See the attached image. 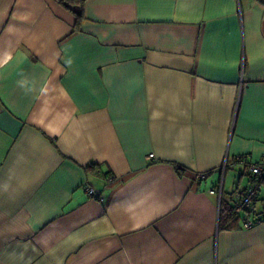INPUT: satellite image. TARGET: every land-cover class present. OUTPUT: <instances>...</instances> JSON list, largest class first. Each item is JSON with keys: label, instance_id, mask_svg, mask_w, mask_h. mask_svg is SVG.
<instances>
[{"label": "crops", "instance_id": "obj_1", "mask_svg": "<svg viewBox=\"0 0 264 264\" xmlns=\"http://www.w3.org/2000/svg\"><path fill=\"white\" fill-rule=\"evenodd\" d=\"M263 154L264 0H0V264H264Z\"/></svg>", "mask_w": 264, "mask_h": 264}, {"label": "built area", "instance_id": "obj_2", "mask_svg": "<svg viewBox=\"0 0 264 264\" xmlns=\"http://www.w3.org/2000/svg\"><path fill=\"white\" fill-rule=\"evenodd\" d=\"M154 157V153H149L147 155L148 160H152ZM238 166H244L247 169L248 186L233 192V211L240 217L243 226L248 229L264 220L257 216H253L256 202L264 189V154L257 161L246 160V158L242 156L237 157L235 160H226L223 167H221L223 175L228 167L235 169ZM196 176L198 178H206L208 173H197ZM113 179L114 177H109L110 182L113 181ZM222 190V187H220V193ZM87 193L91 198L103 199L101 191L91 184L87 185ZM210 193L214 194L216 190L211 189Z\"/></svg>", "mask_w": 264, "mask_h": 264}, {"label": "trees", "instance_id": "obj_3", "mask_svg": "<svg viewBox=\"0 0 264 264\" xmlns=\"http://www.w3.org/2000/svg\"><path fill=\"white\" fill-rule=\"evenodd\" d=\"M59 1L61 3H63V4L82 5L83 6L86 3L87 0H59ZM80 16H81V14L78 15L79 18H80ZM93 167L95 168L94 165H90L89 168H93ZM178 169L180 171L184 170L180 166H178ZM257 217L260 218V219H264V212L263 213H259ZM239 220H240V218H239L238 215H236L234 213L232 206L228 207L225 204V200H224V197H223L222 198V202H221V215H220L221 228H224V229L234 228Z\"/></svg>", "mask_w": 264, "mask_h": 264}, {"label": "rangeland", "instance_id": "obj_4", "mask_svg": "<svg viewBox=\"0 0 264 264\" xmlns=\"http://www.w3.org/2000/svg\"><path fill=\"white\" fill-rule=\"evenodd\" d=\"M232 175H233V173L231 175L229 174V177H231Z\"/></svg>", "mask_w": 264, "mask_h": 264}]
</instances>
